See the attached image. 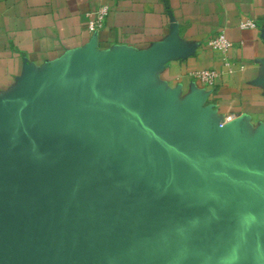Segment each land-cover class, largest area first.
Masks as SVG:
<instances>
[{
  "label": "water",
  "instance_id": "obj_1",
  "mask_svg": "<svg viewBox=\"0 0 264 264\" xmlns=\"http://www.w3.org/2000/svg\"><path fill=\"white\" fill-rule=\"evenodd\" d=\"M159 59H85L0 121V264H264V160L226 170L218 134L184 141L155 109L100 112ZM164 183L178 187L160 196Z\"/></svg>",
  "mask_w": 264,
  "mask_h": 264
},
{
  "label": "crops",
  "instance_id": "obj_2",
  "mask_svg": "<svg viewBox=\"0 0 264 264\" xmlns=\"http://www.w3.org/2000/svg\"><path fill=\"white\" fill-rule=\"evenodd\" d=\"M101 5L104 24L90 31ZM219 32L231 42L226 53L208 45ZM154 57L159 65L100 112L155 109L160 134L184 141L195 126L206 145L218 134L226 170L264 160V0H0V121L20 114L34 86L80 71L85 59L102 68Z\"/></svg>",
  "mask_w": 264,
  "mask_h": 264
},
{
  "label": "built area",
  "instance_id": "obj_3",
  "mask_svg": "<svg viewBox=\"0 0 264 264\" xmlns=\"http://www.w3.org/2000/svg\"><path fill=\"white\" fill-rule=\"evenodd\" d=\"M108 14V6L101 5L94 13V18L89 20L87 23V28L90 31L96 30L104 24L105 18ZM251 24V23H247ZM208 45L221 53H226L231 46V42L226 38L223 32L216 33L213 35L209 41ZM197 76H199L202 80L206 82H213L216 78V73L210 70H201L197 71ZM230 117H227L229 119Z\"/></svg>",
  "mask_w": 264,
  "mask_h": 264
},
{
  "label": "rangeland",
  "instance_id": "obj_4",
  "mask_svg": "<svg viewBox=\"0 0 264 264\" xmlns=\"http://www.w3.org/2000/svg\"><path fill=\"white\" fill-rule=\"evenodd\" d=\"M177 187L178 186L174 183H171V184L164 183L161 186H159V188L157 189L156 192L158 195H160V196L163 195L165 197V196H169L173 192H175Z\"/></svg>",
  "mask_w": 264,
  "mask_h": 264
}]
</instances>
